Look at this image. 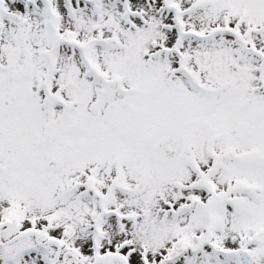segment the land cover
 I'll list each match as a JSON object with an SVG mask.
<instances>
[{
	"label": "snow or ice",
	"instance_id": "snow-or-ice-1",
	"mask_svg": "<svg viewBox=\"0 0 264 264\" xmlns=\"http://www.w3.org/2000/svg\"><path fill=\"white\" fill-rule=\"evenodd\" d=\"M0 264H264V0H0Z\"/></svg>",
	"mask_w": 264,
	"mask_h": 264
}]
</instances>
